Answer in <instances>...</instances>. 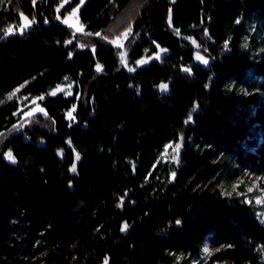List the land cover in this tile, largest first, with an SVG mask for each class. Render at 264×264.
Masks as SVG:
<instances>
[{"label":"trees","instance_id":"1","mask_svg":"<svg viewBox=\"0 0 264 264\" xmlns=\"http://www.w3.org/2000/svg\"><path fill=\"white\" fill-rule=\"evenodd\" d=\"M58 1L0 6V23L35 22L0 36V136L17 123V106L1 103L25 82L47 115L0 146V264H172L170 255L204 247L215 250L209 264H264V226L217 179L221 164L264 178V51L251 48L264 0H86L79 19L89 32L108 28L113 8L122 29L132 22L131 65L168 53L132 73L106 43L66 44ZM186 39L206 51L207 67ZM65 82L70 96H49ZM180 140L161 180L159 157Z\"/></svg>","mask_w":264,"mask_h":264},{"label":"rangeland","instance_id":"2","mask_svg":"<svg viewBox=\"0 0 264 264\" xmlns=\"http://www.w3.org/2000/svg\"><path fill=\"white\" fill-rule=\"evenodd\" d=\"M40 0H34V2H37ZM79 3V7L76 6L73 9H77L75 16L72 15L73 9L66 11V7L69 4H72L74 2ZM86 0H84L83 3H81V0H59L58 4L55 8V19L57 22H59L61 25L68 28L72 34V39L69 41L68 44L76 43L78 46V49L84 50V49H90L91 51H95V44L97 42H103L108 44L111 48L118 51V56L121 60V52H123L124 55V63H122L125 70L128 71V68H132L134 72L136 69L148 65L152 61H159L163 56L168 54L165 50L158 48L155 53H149L146 54L142 59L139 61H142V63L135 62L134 65H131L128 61L127 54H126V46L128 43V40L131 38L132 35V22L128 23L125 27H123V24L119 26L118 19L122 16L121 10H116V8L112 9V24L109 25L108 28L102 29L98 32H89L85 29V27L81 24L79 19V10L82 7V5L85 3ZM5 3V0H0V6ZM133 6H131L130 10L132 11ZM59 9V11H57ZM57 16H59V19H57ZM117 19V20H116ZM23 25H26L22 27ZM35 25V22L33 20H29L25 16H20L19 21L14 22V20L8 19L7 21H4L3 23H0V36H10V35H19L22 34L24 31L30 29ZM83 26L82 30L80 29V26ZM119 26V27H117ZM131 29L130 32L128 30ZM127 34V37L124 38L125 33ZM252 32V31H251ZM96 33H99L100 35L97 36ZM252 35V34H250ZM117 38H120L119 46L117 44L112 43V41L117 40ZM187 42H189L193 48V59L194 63L196 65H200L202 67H207L211 60L206 54V51L193 39H186ZM248 42V40H246ZM253 41L252 44V50L253 54L257 56L259 53L264 51V32L263 30L256 31L253 35ZM157 54H159V58H157ZM204 61H207V63H204ZM191 65H188L184 67L183 69H188L187 73L190 72ZM129 72V71H128ZM131 72V73H132ZM186 72V71H185ZM29 82H25L16 89H14L11 93H9L2 101L1 104H15L17 106V112H16V119L17 123L11 127L9 130L4 132L0 136V146L11 136L18 134L25 129L28 128H34L38 127L40 124L47 123V115L45 111H41V102L43 100V97H30L26 96L24 94V89L27 86ZM161 85H167L166 88H161ZM157 87V90L160 93H167L168 92V84H161ZM230 89H233L232 86L229 87ZM73 85L70 82H65L62 85L58 86L56 89L52 90L49 93V96H56L58 94H63L65 96L66 93L72 94ZM235 91L240 95L244 93L246 90L243 88H236ZM54 93V94H53ZM246 94V92L244 93ZM72 117H74L75 110H71ZM72 117H69L67 115L68 121H73L74 119ZM179 145V148L176 146ZM182 149V140L179 142L171 143L165 147L162 154L159 157V167L160 171L159 174L162 176L161 180H165L167 170L175 167L179 155ZM9 153V152H7ZM11 153V152H10ZM13 157V155H12ZM4 158L9 163H15V159L13 157V160H9L6 155H4ZM79 159L76 158V162H78ZM218 179V189L220 190L221 194L229 199H238L240 202L248 205L253 210L257 221L264 226V178L249 174V173H242L241 175H235L232 173H228L224 165L221 164V168L217 174ZM127 227L124 231H127ZM14 233V232H13ZM215 252L214 249H211L209 247H204L202 251L197 255L187 254V253H175L170 255V258H172V264H209L210 258Z\"/></svg>","mask_w":264,"mask_h":264},{"label":"snow or ice","instance_id":"3","mask_svg":"<svg viewBox=\"0 0 264 264\" xmlns=\"http://www.w3.org/2000/svg\"><path fill=\"white\" fill-rule=\"evenodd\" d=\"M84 2V0H81V3H83ZM79 7V6H78ZM57 11H59V9H57ZM76 11H77V9H73V12H72V15L73 16H75V14H76ZM57 19H59V16H57ZM45 22H47V21H45ZM24 26H26V25H23L22 27H24ZM82 28H83V26L81 25L80 26V29L79 30H82ZM131 31V29H129L128 30V32H130ZM127 32L125 33V34H123L124 35V38H126L127 37ZM96 35L97 36H99L100 34L99 33H96ZM119 41H120V38H117V40H114V41H112V43H114V44H117L118 46H119ZM65 43L67 44V43H69V41H65ZM121 63H124V53L123 52H121ZM70 56H71V53H70ZM157 58H159V54H157ZM137 63H142V61H137ZM204 63H207V61H204ZM101 69H102V66L98 63L97 65H96V71L97 72H99V71H101ZM128 71L129 72H132L133 71V69L132 68H128ZM184 71H188V69H184ZM65 79H67V77H65ZM167 87V85H161V88H166ZM54 94V93H53ZM66 95H71V93H66ZM73 110H75V105H73ZM41 111H43V109H41ZM69 117H72V112L70 111V112H68V114H67ZM73 119H74V117H72ZM177 148H179V145H177L176 146ZM5 155L7 156V158L9 159V160H13V157H12V154L9 152V153H5ZM77 159H79V156H77ZM71 171L72 172H75L76 171V166L75 165H73V167H72V169H71ZM177 223H179V221H177ZM127 227V225H124L122 228H121V231H124L125 230V228Z\"/></svg>","mask_w":264,"mask_h":264}]
</instances>
